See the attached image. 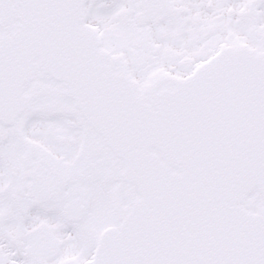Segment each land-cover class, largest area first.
<instances>
[{"label":"snow or ice","instance_id":"snow-or-ice-1","mask_svg":"<svg viewBox=\"0 0 264 264\" xmlns=\"http://www.w3.org/2000/svg\"><path fill=\"white\" fill-rule=\"evenodd\" d=\"M0 264H264V0H0Z\"/></svg>","mask_w":264,"mask_h":264}]
</instances>
